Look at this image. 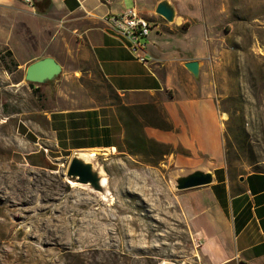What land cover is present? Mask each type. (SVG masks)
Here are the masks:
<instances>
[{
  "label": "rangeland",
  "instance_id": "374dc122",
  "mask_svg": "<svg viewBox=\"0 0 264 264\" xmlns=\"http://www.w3.org/2000/svg\"><path fill=\"white\" fill-rule=\"evenodd\" d=\"M172 1L179 14L206 9L215 24V40L201 61L222 122L229 173L264 171V0ZM157 24L166 32H183L170 31L173 25L158 15ZM199 30L196 26L193 33ZM157 41H166L167 56L177 54L176 48L187 52L181 40ZM57 57L60 75L32 88L24 80L28 63L0 45V264H86L94 231L115 224L122 227L120 250L129 256L124 264H197L199 248L183 207L188 190L175 191L172 177L203 165L184 164L195 160L148 136L150 129L173 130L162 106L171 94L121 96L87 50L60 48ZM81 93L96 106L113 107L131 129L124 151L94 150L98 154L89 161L107 179L106 201L89 187L68 183L72 154L51 139L49 114L58 99ZM141 131L158 145L138 150L135 137Z\"/></svg>",
  "mask_w": 264,
  "mask_h": 264
},
{
  "label": "crops",
  "instance_id": "0c3cea01",
  "mask_svg": "<svg viewBox=\"0 0 264 264\" xmlns=\"http://www.w3.org/2000/svg\"><path fill=\"white\" fill-rule=\"evenodd\" d=\"M162 1L42 0L28 5L0 0V45L7 47L18 62L28 65L47 57L58 63L60 48L71 53L85 49L100 75L119 95L138 99L146 94L170 93L162 106L173 130L150 129L148 136L182 148L187 153L184 159L195 160L184 164L203 165L213 174L212 184L188 190L183 202L189 230L200 243L196 263L264 264V171L236 177L229 173L222 122L207 81V65L201 61L215 40L214 21L207 18L206 9L179 14L168 0L176 11L169 30L183 32L160 30L155 10ZM134 6L152 26L145 41L144 63L107 22L108 16H118ZM196 26L200 30L195 34ZM159 38L181 40L187 52L182 49L181 54V48H176L177 54L167 56L166 41L161 45ZM192 61L199 63L198 78L184 66ZM49 121L52 143L72 156L90 150L125 149L126 130L116 110L94 105L84 93L59 98Z\"/></svg>",
  "mask_w": 264,
  "mask_h": 264
},
{
  "label": "water",
  "instance_id": "95a60500",
  "mask_svg": "<svg viewBox=\"0 0 264 264\" xmlns=\"http://www.w3.org/2000/svg\"><path fill=\"white\" fill-rule=\"evenodd\" d=\"M155 13L168 23H173L176 16L175 8L168 0L160 2ZM184 66L195 78H198L199 63L197 61L187 62ZM61 71V66L53 58L47 57L29 64L25 70L24 80L28 84L40 86L55 80ZM81 154V152H76L71 157L66 171L67 180L89 187L94 192L105 194L106 190L101 183L100 171L91 162L84 160ZM172 180L175 191H187L212 184L213 174L207 168L200 166L173 176Z\"/></svg>",
  "mask_w": 264,
  "mask_h": 264
},
{
  "label": "bare ground",
  "instance_id": "6f19581e",
  "mask_svg": "<svg viewBox=\"0 0 264 264\" xmlns=\"http://www.w3.org/2000/svg\"><path fill=\"white\" fill-rule=\"evenodd\" d=\"M81 153L83 159L86 161H90L94 159L98 154L95 153L94 150L93 151L90 150L88 152H81ZM68 183L71 184L72 187H80L79 185L71 181H68ZM101 183L106 190L105 194L94 192L90 188L89 191L99 196L102 201H106V197L110 195V192L107 188V184H108L107 179L105 177H102ZM80 188H87V187L81 186ZM123 221L124 220H120L119 223L121 224ZM135 224L132 221L130 222V225L133 227L135 226ZM121 228L122 227L118 228L117 224H115L114 226L111 227L102 228L100 231L99 230L97 232L94 231V235H93L94 239L93 238H92L93 240L91 239L93 244L91 243L90 245L94 248L87 250L88 251L87 254L88 257L90 258V261H88V263L86 264H124V260L129 259L128 254L120 250L122 245V238L118 230L121 231ZM130 230L132 231V229ZM35 250L40 251L39 248H35ZM30 263L39 264V260L30 261ZM162 264H168V262H163Z\"/></svg>",
  "mask_w": 264,
  "mask_h": 264
},
{
  "label": "built area",
  "instance_id": "2783aa9c",
  "mask_svg": "<svg viewBox=\"0 0 264 264\" xmlns=\"http://www.w3.org/2000/svg\"><path fill=\"white\" fill-rule=\"evenodd\" d=\"M20 2L32 5L33 0H19ZM107 22L114 32L123 36L129 42V50L140 62L146 61V43L152 32L151 23L145 19L136 6L126 10L118 16H108ZM196 248L200 243L196 242Z\"/></svg>",
  "mask_w": 264,
  "mask_h": 264
},
{
  "label": "trees",
  "instance_id": "16d2710c",
  "mask_svg": "<svg viewBox=\"0 0 264 264\" xmlns=\"http://www.w3.org/2000/svg\"><path fill=\"white\" fill-rule=\"evenodd\" d=\"M105 80V79H104ZM30 87H34L32 84H30ZM112 88V87H111ZM113 89V88H112ZM125 126V125H124ZM130 126H127L126 125V133H127V139H129L130 137H129V133H130V128H129ZM132 139V138H131ZM135 139H136V147L138 148V150H142L143 148H144V146L146 145V144H152V145H155V146H157L158 144L156 143V142H154L153 140H150V139H148V138H146L145 137V135L143 134V132L141 131L140 133H139V135L138 136H136L135 137ZM134 138H133V140H135ZM130 140V139H129ZM120 149L121 150H119V151H124V150H122V147H120ZM254 172H257V171H254Z\"/></svg>",
  "mask_w": 264,
  "mask_h": 264
}]
</instances>
